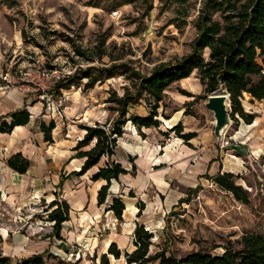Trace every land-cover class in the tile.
Returning a JSON list of instances; mask_svg holds the SVG:
<instances>
[{
	"label": "rangeland",
	"instance_id": "374dc122",
	"mask_svg": "<svg viewBox=\"0 0 264 264\" xmlns=\"http://www.w3.org/2000/svg\"><path fill=\"white\" fill-rule=\"evenodd\" d=\"M203 2L0 0V64L14 70L56 67L71 72L73 85H64L66 93L77 94L99 112L104 124L118 116L110 108L119 105L108 98L122 97L126 90L134 95L138 73L149 74L158 64L192 50ZM117 3L122 5L113 7ZM117 9L119 15L113 16ZM208 95L195 71L165 91L154 117L159 126L124 125L112 159L128 171L120 175V188L113 195L123 194L119 197L124 203L132 202L137 209L123 212V220L108 210L111 199L98 204L99 211L88 201L73 215L69 212L57 236L48 219L50 205L40 196L36 206L0 204V226L9 230H0V247L12 264L36 253L44 255L45 264H100L109 241L122 252L116 259L107 254L109 264H127L125 253L136 248L134 232L140 224L153 234L150 254L166 250L177 257L200 248L222 252L246 233L264 236V155L254 153L264 150V121L246 136L259 118L246 127L239 114H230L231 123L218 140L214 113L206 107ZM249 99L244 96L245 112L263 116L264 106ZM154 105L143 94L129 106L128 116H149ZM77 118L67 121L79 128L96 123L78 125ZM107 161L103 157L98 166ZM231 181L240 186L237 194L225 186ZM55 196L64 200L58 188Z\"/></svg>",
	"mask_w": 264,
	"mask_h": 264
},
{
	"label": "trees",
	"instance_id": "16d2710c",
	"mask_svg": "<svg viewBox=\"0 0 264 264\" xmlns=\"http://www.w3.org/2000/svg\"><path fill=\"white\" fill-rule=\"evenodd\" d=\"M121 5L122 3H117L113 7ZM218 13L219 19L215 17ZM194 26L197 34L188 54L158 64L149 74L138 73L139 82L132 85L137 89L134 95L126 90L122 97L115 95V98L107 99L108 102L119 105L117 108H110L118 113L116 120L109 119L104 124L97 121L94 125L82 127L86 133L75 149L78 150L77 157L83 158L84 163L80 171H73L72 174L83 175L98 165L103 157L109 158L92 176L93 180L106 181L98 191L99 205L106 202L112 180H119L120 175L128 171L120 161L112 159L114 147L125 133L124 125L131 121L139 128L159 126V121L154 120V117L158 116L159 103L163 101L165 91L193 72L196 71L205 92L211 94L224 89L230 94V114L233 118L235 114H239L248 124L254 121V114L245 112L243 99L245 95L250 96L249 100L253 103L264 98V0H204ZM87 84L91 86L92 82ZM60 85L70 88L73 84L69 79ZM143 94L155 101L149 116H128L129 106L137 103ZM10 117L13 121L10 124L3 121L0 131L9 132L16 125L28 123L30 113L27 109H21L12 112ZM178 125L172 129L176 130ZM55 127L53 120L48 125L42 122L41 128L46 141H53L52 131ZM84 147L89 148L84 150ZM8 165L20 173H26L30 162L22 154H16L9 158ZM223 176H219L220 180ZM225 186L236 194L240 189L234 181ZM130 196H133L132 192ZM111 198L108 210H112L117 219L123 220L125 203L122 197L113 195ZM69 212L65 201H54L51 204L48 219L54 223L55 235H60L62 224L69 219ZM0 228L9 234L6 227ZM134 236L136 248L131 253H125L127 264H264V236L256 233L242 235L236 245L225 246L222 252L200 248L180 257L167 255L166 250L150 254L153 234L145 230L142 224L137 225ZM107 254L116 259L121 257L122 252L117 243L112 242L108 252L102 254L100 264H109ZM43 256L41 253L33 254L22 260L21 264H45ZM0 264H12V258L1 247Z\"/></svg>",
	"mask_w": 264,
	"mask_h": 264
},
{
	"label": "crops",
	"instance_id": "0c3cea01",
	"mask_svg": "<svg viewBox=\"0 0 264 264\" xmlns=\"http://www.w3.org/2000/svg\"><path fill=\"white\" fill-rule=\"evenodd\" d=\"M69 98L71 105H67V118L54 120L56 127L52 131L53 141L48 142L45 140L41 124L44 122L48 125L52 119L42 115L43 104L34 102L32 98H27L17 91L5 92L0 88V125L3 121L9 124L13 121L10 117L12 112L27 109L30 113L28 123L16 125L9 132L0 131V204L3 206L11 208H24L27 205L36 206L39 201L37 198L40 196L51 207L54 201L59 202L55 196L58 188V193H61L63 201H67L70 206L71 215L79 211V206L88 201L91 202L92 206L96 204L97 211L101 210V207L98 206L97 196L99 189L106 184V181L99 179L89 182L87 180L99 171V164L90 168L83 175L72 174L73 171H80L84 163L83 158L77 157L78 150L75 148L85 136L86 130L71 124L67 120L77 115L78 120L75 123L82 125L83 121H101L102 116H99V112L93 110L92 107H87L77 94H72ZM256 101L264 106V98ZM87 108L88 111L86 112ZM259 114L261 113L259 112ZM258 118L259 124L253 126ZM263 121L264 114L263 116H256L250 124L244 123L246 127L253 126L247 130L245 135L251 134L255 127L263 124ZM85 125L89 124L84 123L83 126ZM254 153L263 156L264 150H255ZM16 154H22L29 160L30 167L26 173H20L8 165L9 158ZM62 178L63 181H61ZM112 183L106 202H109L113 194L120 188L118 180L114 179ZM50 196L54 198L49 200ZM119 196H123V194H119ZM73 204H78V206ZM132 209H137V207L132 202H126L124 212ZM111 212L113 211L110 210ZM90 215L92 216V214ZM90 223L86 225V229L90 227ZM79 225L84 227L82 222H79ZM112 242L109 241L105 245L104 254L108 252Z\"/></svg>",
	"mask_w": 264,
	"mask_h": 264
},
{
	"label": "built area",
	"instance_id": "2783aa9c",
	"mask_svg": "<svg viewBox=\"0 0 264 264\" xmlns=\"http://www.w3.org/2000/svg\"><path fill=\"white\" fill-rule=\"evenodd\" d=\"M119 10H113L112 15L118 16ZM13 66L4 68L0 64V88L3 91H17L34 102L43 104V116H49L53 121L57 118H67V102L70 101L65 84L71 72L53 68L28 67L19 70Z\"/></svg>",
	"mask_w": 264,
	"mask_h": 264
},
{
	"label": "water",
	"instance_id": "95a60500",
	"mask_svg": "<svg viewBox=\"0 0 264 264\" xmlns=\"http://www.w3.org/2000/svg\"><path fill=\"white\" fill-rule=\"evenodd\" d=\"M206 107L214 113V133L218 140L223 137L224 130L230 125L231 99L230 94L224 90H218L208 95Z\"/></svg>",
	"mask_w": 264,
	"mask_h": 264
},
{
	"label": "bare ground",
	"instance_id": "6f19581e",
	"mask_svg": "<svg viewBox=\"0 0 264 264\" xmlns=\"http://www.w3.org/2000/svg\"><path fill=\"white\" fill-rule=\"evenodd\" d=\"M255 125H256V123H254ZM253 124V125H254ZM165 184V183H164ZM0 230H2L5 234H7V231L5 230V229H0Z\"/></svg>",
	"mask_w": 264,
	"mask_h": 264
}]
</instances>
